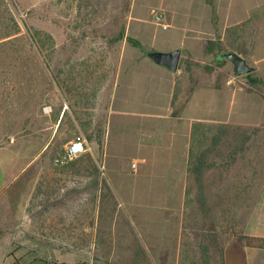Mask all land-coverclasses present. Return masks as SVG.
Wrapping results in <instances>:
<instances>
[{"label": "rangeland", "instance_id": "obj_1", "mask_svg": "<svg viewBox=\"0 0 264 264\" xmlns=\"http://www.w3.org/2000/svg\"><path fill=\"white\" fill-rule=\"evenodd\" d=\"M216 3L215 21L209 0H0V35L7 30L18 31L16 35L0 39L2 161L15 174L33 161L38 163V171L43 174L41 180L53 188L48 196L55 199L61 194L67 195V192L71 195L74 188L81 186L85 188L87 203L92 205L97 198L94 180L96 184L100 182L101 215L111 213L112 223L116 219L111 236L106 234L109 231L107 226L102 231L99 228V233L94 235L89 228L91 220L87 219L85 252L42 244L38 249L24 251L15 264L173 262V251L148 252L141 239L144 229L139 221L143 216H156L155 226L160 228L158 219L164 214L162 202L134 207L133 195H128L132 202L125 209L104 173L103 151L117 76L143 58L154 63L127 38L116 41L123 25L126 36L140 39L147 50L182 49L180 67L175 71L179 72L173 98L176 111L184 107L198 87L209 83L217 88L226 83L243 86L247 96L245 110L231 114L228 122H198L200 125L193 127V154L189 167L190 160L197 161L204 151H208L210 164L204 172L203 188L188 168L183 249L179 264H204L201 243L213 240V234L220 236L219 245L212 247L213 264L223 262L225 248L235 239L247 246L256 247V244L263 243L250 239L248 229L253 225V211L259 204L264 185V84L253 85L246 75L236 76L233 63L224 57L225 60L220 61L218 56L237 51L255 67L253 76L264 80V59L256 61L253 57L258 32L264 33V26L257 27V21L248 18L240 23L246 24L240 38L228 34V30L237 25L229 27L224 36L219 27L215 35L211 27L202 34H195L200 19L186 17L188 12L184 10L190 7L193 15H203L208 8L213 24L218 26L220 18ZM260 22L264 25V18ZM38 31L43 41L39 39ZM262 45L264 50V43ZM48 106L50 112L45 110ZM65 109L66 115L57 124ZM236 111L238 107L234 108V113ZM56 124L58 132L44 150ZM221 124L237 129L215 145L213 136ZM78 135L86 138V153L93 156L99 169L90 167L81 172L73 169L61 172L62 166L81 157L66 164L55 162ZM94 148L98 150L97 154H94ZM116 157L120 159L122 156ZM29 168L23 175L27 180L31 173L35 175V166ZM108 220L102 218L100 222L105 225ZM26 234L28 238L29 233ZM161 255H170L171 259L161 261Z\"/></svg>", "mask_w": 264, "mask_h": 264}, {"label": "crops", "instance_id": "obj_2", "mask_svg": "<svg viewBox=\"0 0 264 264\" xmlns=\"http://www.w3.org/2000/svg\"><path fill=\"white\" fill-rule=\"evenodd\" d=\"M215 2L220 18L218 26L213 24L208 8L203 15H193L190 7L184 10L188 12L186 17L200 19L196 23L199 25L195 26V34H202L211 27L213 35L220 31L224 36L229 27L239 25L248 18H253L255 23L257 21L255 26H264L260 22L264 18V0ZM262 43L264 33L258 32L253 54L256 61L264 59ZM154 63L143 58L117 76L103 151L106 162L104 173L125 209L132 202L128 195H133L134 207L162 202L164 214L158 219L160 228L155 226L156 216H143L139 221L144 229L141 235L143 248L148 252L173 251V262L169 264H179L183 249V218L193 127L198 122H228L231 114L245 110L247 96L243 86L226 83L217 88L209 83L198 87L184 107L176 111L173 98L179 72ZM236 107L238 111L234 113ZM65 112L66 109L61 112L57 124ZM79 131L84 133L80 127ZM57 132L58 125L44 150ZM93 152L97 154L98 150L94 148ZM120 155V159L116 157ZM2 160L0 156V240L6 242H0V264H15L24 251L38 249L42 244L67 251H87V219L91 220L89 228L94 235L99 233V228L102 231L106 226L109 231L103 232L104 235H112L116 219L112 223L111 213L109 216L105 213L101 215L100 182L96 184L94 180L97 198L92 205L87 203L85 188L81 186L74 188L71 195L67 192V195L61 194L55 199L46 194L47 188L41 184L43 174L38 171V163L33 161L15 174ZM132 162L136 163V167L132 166ZM31 166H35V175L31 173L29 180L24 179L23 175ZM252 217L253 225L249 227L248 235L264 237V185ZM102 218L109 219L108 223L103 225L100 222ZM126 222L130 226L129 220ZM131 224L135 222L131 221ZM26 233H29L28 238ZM27 242L30 244L26 245ZM94 248H97L96 244ZM170 259V255H161L159 260ZM222 263L264 264V248L247 246L235 239L225 248Z\"/></svg>", "mask_w": 264, "mask_h": 264}, {"label": "trees", "instance_id": "obj_3", "mask_svg": "<svg viewBox=\"0 0 264 264\" xmlns=\"http://www.w3.org/2000/svg\"><path fill=\"white\" fill-rule=\"evenodd\" d=\"M211 2V4L213 5V12H214V20L216 21L217 19V12H216V7H215V2L214 0H209ZM17 25V24H16ZM18 27V30H19V25L17 26ZM246 27V24H239L237 26H234L232 28H230L228 30V34H233V35H237L239 38L243 35L242 33L245 31V28ZM15 30H7L5 31L4 34L0 35V39H4V38H8V37H11L12 35H16L17 32H14ZM38 34H39V39L42 40V38H40V32L38 31ZM127 38L128 42L132 45V46H135V47H138L140 48L144 53H147V49H146V46L144 45V43L134 37V36H126V28H125V25L121 26L117 35H116V41H120V40H123ZM43 41V40H42ZM209 50V49H208ZM240 52V51H239ZM218 59L220 61H224L225 59L223 57H221V55L218 56ZM246 77L248 78L249 82L252 83L253 85L254 84H258V83H263L264 84V80L258 76H253V73H249V74H246ZM67 112L64 113L63 116L66 115ZM200 124H195V128L198 127ZM237 128H233L229 125H226V124H221L219 126V129L217 131V133L213 136V141L215 143V145L219 144L223 139L227 138V136L236 131ZM245 137H247L248 139V136L246 135ZM236 152H238V149L236 150ZM86 153V152H85ZM82 154L81 157H79L77 160L73 161L71 164L67 165L66 166H62L59 170L62 172H67L69 171L70 169H73L74 172H78V171H82V169H85V170H88L90 167H93L94 169L98 170L99 167H98V164H97V161L93 158V156L89 153H86V154ZM193 154V149L191 148V153H190V159H191V156ZM207 155H208V151L207 152H202L201 153V156L198 157V160L197 161H194V160H190V170L195 174L196 176V179L198 181V184L200 185L201 188H203V183H202V180H203V176H204V172L205 170L207 169V167L209 166L210 162L208 161L207 159ZM42 186H46L47 190L45 191L47 195H50L52 194V189L49 185L50 183L48 184V182L42 180ZM212 236V239L211 241H204L201 243V251H202V260L204 262V264H213V255H212V247L213 246H218L219 245V240H220V236L219 234H213L211 235ZM250 239H254V240H260L262 241L263 243L262 244H256V246H259V247H262L264 248V237H252ZM215 264V263H214ZM223 264V263H221Z\"/></svg>", "mask_w": 264, "mask_h": 264}, {"label": "water", "instance_id": "obj_4", "mask_svg": "<svg viewBox=\"0 0 264 264\" xmlns=\"http://www.w3.org/2000/svg\"><path fill=\"white\" fill-rule=\"evenodd\" d=\"M146 54L157 64L166 66L173 71H177L180 67L182 59L181 48L171 51L147 50ZM221 56L233 63L236 76L246 75L255 70V67L249 63L248 59L237 51L224 52Z\"/></svg>", "mask_w": 264, "mask_h": 264}, {"label": "built area", "instance_id": "obj_5", "mask_svg": "<svg viewBox=\"0 0 264 264\" xmlns=\"http://www.w3.org/2000/svg\"><path fill=\"white\" fill-rule=\"evenodd\" d=\"M47 112L51 111V107L45 108ZM87 140L84 136L78 135L75 139L70 141L63 153L55 159L56 164H66L75 158L81 156L88 150ZM136 167V163L133 164Z\"/></svg>", "mask_w": 264, "mask_h": 264}]
</instances>
